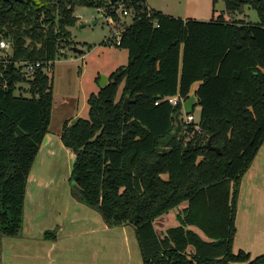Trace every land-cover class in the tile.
Listing matches in <instances>:
<instances>
[{
	"label": "trees",
	"instance_id": "16d2710c",
	"mask_svg": "<svg viewBox=\"0 0 264 264\" xmlns=\"http://www.w3.org/2000/svg\"><path fill=\"white\" fill-rule=\"evenodd\" d=\"M223 1L226 12L248 4L259 20L182 19L145 0H109L108 16L119 4L132 11L118 44L127 62L89 94L87 118L61 126L74 153L72 195L108 226L131 225L142 264H264V252L232 249L239 180L264 141V0ZM95 2L0 0V39L12 44L0 58V264L2 237L21 232L27 176L53 106L43 66L26 77L15 62L53 61L57 43H69L75 6ZM195 84L200 113L187 126L181 102L165 98L185 99ZM209 137L219 153L205 146ZM173 208L177 224L157 229ZM44 235L54 239L55 231Z\"/></svg>",
	"mask_w": 264,
	"mask_h": 264
},
{
	"label": "crops",
	"instance_id": "0c3cea01",
	"mask_svg": "<svg viewBox=\"0 0 264 264\" xmlns=\"http://www.w3.org/2000/svg\"><path fill=\"white\" fill-rule=\"evenodd\" d=\"M73 161L60 132L48 127L27 176L21 232L1 239L2 264H50L51 251L59 245L88 248L94 259L101 251L114 259L117 235L127 256L135 247L140 253L133 227L108 226L97 210L72 195ZM46 230H54L55 238H45ZM232 249L251 257L264 252V141L239 180Z\"/></svg>",
	"mask_w": 264,
	"mask_h": 264
},
{
	"label": "rangeland",
	"instance_id": "374dc122",
	"mask_svg": "<svg viewBox=\"0 0 264 264\" xmlns=\"http://www.w3.org/2000/svg\"><path fill=\"white\" fill-rule=\"evenodd\" d=\"M100 3H80L75 6L73 14L77 20L74 25L68 27L69 43L66 46H63V41L57 43L56 55L51 65L44 69L51 78L53 106L49 128L52 131L60 132L66 120L72 123L77 117L87 118L89 108L87 98L90 93L98 91L100 76L107 75L108 82L110 73L127 62V49L116 45L115 39L118 37L116 32L121 31L132 21V11L125 6L127 13H122L121 9H124V6L119 4L116 17H111L112 21H110L105 10L109 0H101ZM145 3L154 10L182 19L194 18L208 21L223 15L225 19L233 21L257 22L259 20L255 8L248 4L243 5L240 10L226 12L223 0H145ZM73 47L81 51L77 52L73 50ZM10 53V49H0V58L9 57ZM123 82L119 86L118 93L121 91ZM28 85L27 81L17 84L21 91L26 93L24 95L28 93L25 92ZM15 91L18 93V90ZM199 113V105L195 104L192 111L194 120L191 122L196 123ZM185 119L182 115L181 123L188 126ZM191 135L192 131L187 132L185 139ZM163 177L166 178L167 174H163ZM178 209L173 208L160 216L162 227L177 224L175 214ZM164 215L165 218H163ZM161 226L157 225V229L163 230ZM116 239L114 259L98 247L95 250L101 251V255L94 259L92 253L87 251L88 248L59 245L51 251L53 259L50 264H142L137 247L127 256L125 246L121 244L118 235Z\"/></svg>",
	"mask_w": 264,
	"mask_h": 264
},
{
	"label": "built area",
	"instance_id": "2783aa9c",
	"mask_svg": "<svg viewBox=\"0 0 264 264\" xmlns=\"http://www.w3.org/2000/svg\"><path fill=\"white\" fill-rule=\"evenodd\" d=\"M121 12L126 14L127 11L126 9H121ZM109 20L112 21L111 19V16H109ZM122 30V29H121ZM120 32L121 31H117L116 33L118 34V37L115 39V44L118 45L120 43ZM0 49H12V44L11 42L6 39V38H1L0 39ZM51 62L52 61H47L46 63H43L41 61H29V60H18L16 61V65L20 67V71L25 75V76H31L34 72V70L37 68V67H41L43 66V70L50 66L51 65ZM45 72V71H44ZM46 73V72H45ZM48 75V73H46ZM49 76V75H48ZM167 101H169L172 105H175L177 104L178 102H181V113L179 114V118L182 119V115L185 116V120L186 122H191L194 120V116L191 113L189 114H185L184 111H183V98L179 96V94H175V95H172V96H168L165 98ZM158 102V99L157 101H155V104Z\"/></svg>",
	"mask_w": 264,
	"mask_h": 264
},
{
	"label": "water",
	"instance_id": "95a60500",
	"mask_svg": "<svg viewBox=\"0 0 264 264\" xmlns=\"http://www.w3.org/2000/svg\"><path fill=\"white\" fill-rule=\"evenodd\" d=\"M9 1H12V0H9ZM14 1H23V0H14ZM26 1H30V2L34 3V0H26ZM110 1H115V0H110ZM73 50H75L77 52L81 51V49L76 48V47H73ZM106 83H107V75L102 74L100 76V79H99V88H101L104 85H106ZM195 88H196V85H194L191 88V91L189 92L188 96L183 100L182 105H183V111H184L185 114H189V113H191L193 111L194 104L197 101V97H196V94H195ZM130 100L131 99L129 98V95H126L124 100H123V103H122V107H123L124 110H128V106H129ZM205 146L207 148H209V149L217 151L218 153L220 152V149L218 147L213 146L211 144L210 137L207 139V142H206Z\"/></svg>",
	"mask_w": 264,
	"mask_h": 264
},
{
	"label": "flooded vegetation",
	"instance_id": "af4514ba",
	"mask_svg": "<svg viewBox=\"0 0 264 264\" xmlns=\"http://www.w3.org/2000/svg\"><path fill=\"white\" fill-rule=\"evenodd\" d=\"M14 0H12V2H13Z\"/></svg>",
	"mask_w": 264,
	"mask_h": 264
}]
</instances>
